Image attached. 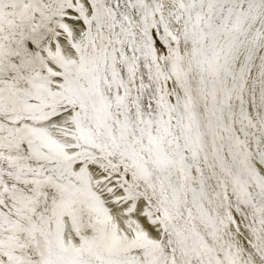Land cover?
Segmentation results:
<instances>
[{
	"label": "snow or ice",
	"instance_id": "snow-or-ice-1",
	"mask_svg": "<svg viewBox=\"0 0 264 264\" xmlns=\"http://www.w3.org/2000/svg\"><path fill=\"white\" fill-rule=\"evenodd\" d=\"M0 264H264V0H0Z\"/></svg>",
	"mask_w": 264,
	"mask_h": 264
}]
</instances>
